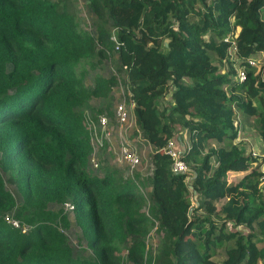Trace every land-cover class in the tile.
Returning <instances> with one entry per match:
<instances>
[{"label": "trees", "instance_id": "obj_1", "mask_svg": "<svg viewBox=\"0 0 264 264\" xmlns=\"http://www.w3.org/2000/svg\"><path fill=\"white\" fill-rule=\"evenodd\" d=\"M87 1L95 33L81 27L76 0H0V264L264 263V158L237 141L238 117H252L264 147V0ZM113 53L135 133L153 149L148 198L115 171L88 173L82 108L103 98L96 113L112 116L120 82L97 75L87 87L78 66ZM178 127L191 141L187 172L164 151ZM66 202L90 260L73 255L68 214L51 207Z\"/></svg>", "mask_w": 264, "mask_h": 264}, {"label": "rangeland", "instance_id": "obj_2", "mask_svg": "<svg viewBox=\"0 0 264 264\" xmlns=\"http://www.w3.org/2000/svg\"><path fill=\"white\" fill-rule=\"evenodd\" d=\"M76 8L78 11V20L81 27L89 30L92 33H95V26L97 24L96 17L92 14L89 4L87 0H76ZM111 33H115V30H111ZM116 36V33H115ZM97 59V57H96ZM96 59L93 60L95 63L94 67H91L86 62L82 63L78 66V69H85V76H84V83L87 87H91L94 83L95 77L97 75L100 76H109L110 74H115L119 79V82L123 80L124 73H119L118 71V63L117 57L115 53L111 54L106 60H102L97 62ZM257 59L259 62L263 59V55L259 54ZM258 62V63H259ZM213 63L221 65L225 67V63H218L217 61H213ZM121 84V85H120ZM116 85L112 91V100H111V107L112 112L114 111L115 107L124 102V105L128 112V120L125 124H119L115 119L114 115L109 116L111 118L110 129H111V138L109 142H105L106 139H103V145L96 148L97 153H94V158L99 163V167L93 168L91 163L88 164V173L90 175H102L103 171L111 170L117 173V176L120 179L132 181L135 180L137 183L136 188L140 194L144 197L148 198L151 192V185L149 177L152 173V165H151V153L153 152L152 147L140 136L136 135L135 131L137 129V125L135 122V118L133 115L132 107L129 105L127 101L124 100L123 92L124 86L123 83ZM170 100V96L163 98L160 100V105H164L167 101ZM105 104V99L103 98H93L90 100L87 105L82 108V112L85 115V124L87 130L90 134L91 141H94L92 136V130L89 129L87 122L88 116L95 114L98 109L103 108ZM99 115L98 113H96ZM241 130L240 135L237 138V141H240L243 146L246 147L249 151H252V155L257 157L258 160H262L264 158V147L260 137L257 134L255 128V119L252 117H244L240 118ZM179 128V127H178ZM178 136L176 135L175 139L173 140L175 149L183 154V150L185 146H191V141L187 132L183 129H178ZM98 135L101 133L97 130ZM180 137V139H178ZM121 143H130L136 149L137 154L139 155L140 162L139 164L131 169L127 164L124 162L119 161V148ZM214 145V144H213ZM93 153V152H92ZM215 158L212 160L214 161ZM104 170H103V168ZM187 167V166H186ZM186 170L185 172H187ZM3 178L5 181L6 188L12 192L18 202L21 201V198L18 194L17 188L13 182L10 181L8 174L3 173ZM234 174H230L228 176L231 179ZM116 177V178H118ZM197 203V200H193ZM220 203H217L219 205ZM52 208H63L65 210L66 206L64 205H52ZM68 214L70 220V228L65 232L68 242L72 248L73 255L75 257H82L85 259H92L93 253L88 248L87 242L84 239L82 231L78 226H76L72 210H65ZM160 240V234L156 230V227L151 229L149 235L146 237V241L149 247L154 248ZM120 254L122 257L125 258V250H123ZM129 264V263H127ZM264 264V263H262Z\"/></svg>", "mask_w": 264, "mask_h": 264}, {"label": "built area", "instance_id": "obj_3", "mask_svg": "<svg viewBox=\"0 0 264 264\" xmlns=\"http://www.w3.org/2000/svg\"><path fill=\"white\" fill-rule=\"evenodd\" d=\"M112 39L117 42L115 33H112ZM227 40V39H226ZM234 45L231 46L229 49L230 54L234 53ZM251 64L255 65V62H251ZM237 78L242 81L245 78L244 72L239 71ZM114 119L121 125L125 124L128 120V112L127 109L123 103L118 104L114 111H113ZM111 118L107 115H98L97 120L94 121L91 118V115L88 116V122L87 125L89 129L92 130V136L94 141H91L90 137V142L93 148V153L90 156L89 162L91 163L93 168H98L99 163L97 160L94 158V153H97L96 148L99 146L103 145V139H106L105 142H109L111 138V129H110V123H111ZM97 130L100 131L101 133L98 135ZM137 130V129H136ZM174 139H170L167 142L166 147L164 148V151L166 154H168L173 163H172V169L174 172H185L187 170L186 164L184 161L181 159V153L175 149L174 146ZM119 161L124 162L127 164L131 169L136 167L139 162V155L136 152V149L130 145V143H121L120 148H119ZM261 175H260V188L264 192V165L261 166ZM65 210H73V205L71 202H66L65 203ZM5 220L12 224L15 227H19V222L13 217L12 214H6ZM28 228L23 227L22 231H26Z\"/></svg>", "mask_w": 264, "mask_h": 264}, {"label": "crops", "instance_id": "obj_4", "mask_svg": "<svg viewBox=\"0 0 264 264\" xmlns=\"http://www.w3.org/2000/svg\"><path fill=\"white\" fill-rule=\"evenodd\" d=\"M131 107H132V109H133V106H132V105H131ZM178 139H180V137H179Z\"/></svg>", "mask_w": 264, "mask_h": 264}]
</instances>
